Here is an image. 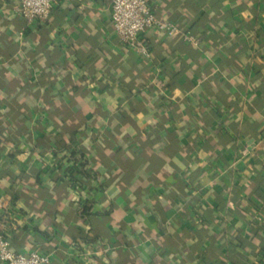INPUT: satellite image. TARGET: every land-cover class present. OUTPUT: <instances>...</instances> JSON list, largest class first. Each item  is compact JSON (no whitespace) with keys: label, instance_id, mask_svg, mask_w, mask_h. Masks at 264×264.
I'll list each match as a JSON object with an SVG mask.
<instances>
[{"label":"crops","instance_id":"1","mask_svg":"<svg viewBox=\"0 0 264 264\" xmlns=\"http://www.w3.org/2000/svg\"><path fill=\"white\" fill-rule=\"evenodd\" d=\"M112 1L0 0V235L51 264H264V0H149L199 40L148 32L149 57Z\"/></svg>","mask_w":264,"mask_h":264},{"label":"built area","instance_id":"2","mask_svg":"<svg viewBox=\"0 0 264 264\" xmlns=\"http://www.w3.org/2000/svg\"><path fill=\"white\" fill-rule=\"evenodd\" d=\"M58 3L59 0H20L18 12L28 23L47 21ZM111 7L113 26L121 43L147 57L149 51L143 38L151 31L167 38L182 36L187 43L199 46L194 35L184 33L177 24L159 18L149 0H113ZM0 261L4 264H51L52 258L38 251L29 255L16 253L9 236L2 233Z\"/></svg>","mask_w":264,"mask_h":264},{"label":"trees","instance_id":"3","mask_svg":"<svg viewBox=\"0 0 264 264\" xmlns=\"http://www.w3.org/2000/svg\"><path fill=\"white\" fill-rule=\"evenodd\" d=\"M72 155L75 156V157L78 156L77 151L73 152ZM81 157L84 158L85 155L83 154ZM70 176L73 177L74 175H72V174L70 173ZM77 181H78V180H77ZM84 213H85L88 217L91 216L90 210H88V207H87V206L84 208Z\"/></svg>","mask_w":264,"mask_h":264}]
</instances>
